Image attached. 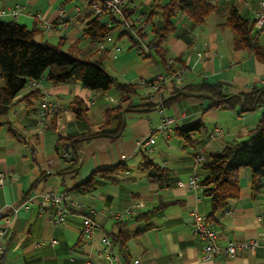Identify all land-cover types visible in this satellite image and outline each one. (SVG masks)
<instances>
[{"label":"crops","instance_id":"crops-1","mask_svg":"<svg viewBox=\"0 0 264 264\" xmlns=\"http://www.w3.org/2000/svg\"><path fill=\"white\" fill-rule=\"evenodd\" d=\"M153 1L128 2L131 17L138 21L144 18ZM209 1L218 10L203 24L186 33L183 29H188L189 19L178 12L172 19L177 33L165 38L167 56L178 57L185 67L181 79L166 78L159 92L152 84L141 86L137 94L129 96L131 108L125 107L122 113L123 126L116 138L59 141L61 135L114 130L116 122L103 126L102 112L118 104L125 106L122 100L128 97L114 87L106 92L89 91L78 82L53 85L41 78L36 88L24 87L17 93L0 120V172L5 175L0 185V227L5 226L3 217L11 218L8 234L2 241L0 264H109L100 255L104 236L112 242L111 264H264L261 217L264 180L261 191L252 197L248 170L240 173L237 198L230 200L223 212L216 213L209 226L216 232L219 245L255 238L260 239V245L254 251H241L232 258H204L203 243L191 229L192 211L205 219L211 212L202 188L184 184L194 171L198 172L197 166L194 170L193 156L199 152H216L224 145L244 139L257 124L261 109L239 114L237 110L208 108V100L196 95L173 103L165 101L174 87L198 82L221 84L229 94L252 87L264 89V29L254 31L255 42L262 52L259 59L247 49L234 47L232 31L222 25L228 7H235L241 16L254 19L263 0ZM16 4L20 8L15 14ZM92 16L89 0H0V21L40 28L43 40L57 44L62 39L64 48L75 43L82 49L91 48L89 40L82 38V31ZM47 24L50 28L45 30ZM116 29L117 33L111 32L110 39L104 42V50L108 52L104 69L119 82L148 81L163 76L160 66L131 47L129 39L121 35L122 27ZM31 91L38 96H30ZM42 97L56 101L58 108L47 116V128L39 134L36 120ZM75 98L82 99L88 107L84 119L76 118L69 109ZM148 102L154 106L148 107ZM164 115L173 120L171 132L158 129ZM199 120L204 129L193 134L190 143L174 133V128ZM216 127L223 133L211 138L210 133ZM143 137H151L152 142L141 141ZM144 154L164 169L153 181L148 180L141 166ZM118 164L123 171L105 170ZM91 174H94L93 188H77ZM48 189L67 191L83 203V213L90 212L99 226L90 239H84L81 234L80 214L69 213L62 225H55L39 212L36 198L28 209L20 207L12 213V208L29 195L37 197ZM136 202L142 205L123 220L109 213L121 212Z\"/></svg>","mask_w":264,"mask_h":264},{"label":"trees","instance_id":"trees-1","mask_svg":"<svg viewBox=\"0 0 264 264\" xmlns=\"http://www.w3.org/2000/svg\"><path fill=\"white\" fill-rule=\"evenodd\" d=\"M93 1L90 0V4ZM130 1L132 0H125L123 3L122 19H118L107 10L101 14L93 12V16L86 22L82 31V38L89 40L92 45L88 49L79 48L77 43L64 48L62 39L57 44L43 40V30L40 28H28L16 22L0 21V120L8 112L17 93L31 80L45 78L53 85L78 82L82 88L89 91L106 92L114 87L121 94L128 96L122 100L126 103L125 106L118 104L107 107L102 112L103 126L116 122L114 130L104 129L96 133L73 136L61 135L59 141L72 143L100 136L116 138L123 126L122 113L125 107L131 108L129 96L137 94L141 86H149L157 79L131 83L117 81L104 69L103 64L108 52L99 48L98 43L110 36L114 28L122 27L121 35L129 39L131 47H134L143 58H150L160 66L164 78H171L174 81L175 72L179 69L184 70L185 67L178 57H173L172 61H169L164 45L166 36L172 32L177 33L172 19L178 12L186 14L189 19L188 29L183 31L188 33L218 10V6L209 0H168L165 3L154 0L144 18L138 21L131 17L132 10L128 6ZM254 19L241 16L239 11L231 6L228 7L222 25L232 31L234 47L247 49L260 59L262 52L254 38ZM163 86L164 83L161 84L160 90ZM29 95L38 96L35 91H31ZM190 95L208 100V108L237 110L239 114L261 109L257 124L247 132L244 139L224 145L216 152H201L204 159L197 165L199 177L197 185L202 188L203 195L210 202L211 212L205 219L209 225L210 219L214 218L216 213L223 212L227 209L229 201L237 198L242 170L249 171L251 196L254 197L261 191L264 180V89L252 87L245 92L229 94L221 84L198 82L179 88L174 87L165 102L173 103ZM146 105L154 106L149 102ZM69 109L76 118L87 117L88 107L82 99H73ZM1 124L0 121V126ZM203 129L204 125L199 120L186 127L174 128V133L190 143L191 136L201 133ZM143 159L141 166L146 171L148 180L153 181L164 172V169L146 154ZM75 162L76 158L72 166ZM113 169L119 172L124 170L121 164L105 170ZM93 175L91 174L77 188L91 190L94 186ZM2 259L0 257V262Z\"/></svg>","mask_w":264,"mask_h":264},{"label":"built area","instance_id":"built-area-1","mask_svg":"<svg viewBox=\"0 0 264 264\" xmlns=\"http://www.w3.org/2000/svg\"><path fill=\"white\" fill-rule=\"evenodd\" d=\"M90 1V0H89ZM125 0H94L90 5L92 6L93 12L95 14H101L104 10L109 11L112 15L116 16L118 19H122V6ZM20 7L16 4L14 8V13L18 12ZM106 23L109 24V21L106 20ZM142 24V22L140 21ZM254 31H259L264 29V0L259 3L258 9L255 11V19H254ZM45 30L50 28V25L47 24ZM110 36H107L104 41L98 43V47L104 49V42L108 41ZM172 61V59H169ZM183 74V70L179 69L175 72L173 77L176 80H180ZM157 81L153 83L151 86L154 90H160L161 84L166 82V78L163 76H157ZM38 86V80H31L24 86L27 89H34ZM58 108V104L56 101H51L42 97L41 107L39 117L36 120V131L41 134L47 128V116ZM172 118L162 117L161 123L158 127L160 131L171 132L172 131ZM223 131L221 128H214L210 133L211 138L218 137L222 135ZM141 141L150 143L152 139L150 137H143ZM204 154L199 152L193 156L194 170H196V166L198 163L203 161ZM5 175L0 172V185H2L4 181ZM199 177L194 171L190 177V179L184 183L189 188H194L197 186V182ZM182 185V183H180ZM37 199L39 202V212L48 216L53 224L62 225L69 213H78L81 215V234L84 239H90L93 234L99 229L97 221L91 216L89 213L85 212V206L83 203L77 199H74L69 195L67 191L61 190L58 191L56 189H48L44 193L39 196L29 195L24 201L19 203V205L12 208V213L15 214L17 210L21 207L24 209H28V206L34 199ZM142 203L136 202L125 210L121 212L110 211L109 213L118 220H123L125 217L132 215L135 213L136 209H138ZM261 217L263 218L264 225V213H261ZM191 221H192V232L199 239H201L202 251L204 258L217 257V256H225L228 258L234 257L238 252L241 251H254L260 245V239L255 238L249 241H227L225 245H219L217 243V234L216 232L207 224L205 218L198 214L196 211L191 212ZM3 222L5 226L0 227V253L3 251L2 241L8 234L9 225L11 224V218L3 217ZM264 236V232L262 233ZM52 242H55L52 240ZM112 242L104 236L102 238V247L100 251L101 256H105L109 264L111 261L109 259V252Z\"/></svg>","mask_w":264,"mask_h":264},{"label":"rangeland","instance_id":"rangeland-1","mask_svg":"<svg viewBox=\"0 0 264 264\" xmlns=\"http://www.w3.org/2000/svg\"><path fill=\"white\" fill-rule=\"evenodd\" d=\"M115 30L117 31V29L114 28V30L112 31L113 34H116V33H117V32H114ZM163 117L171 118V117H168V116H165V115H164ZM150 138H151V137H150ZM151 139H152V138H151ZM126 180H127V179H126Z\"/></svg>","mask_w":264,"mask_h":264}]
</instances>
